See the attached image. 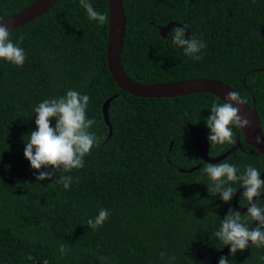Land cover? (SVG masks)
<instances>
[{
  "label": "trees",
  "instance_id": "trees-1",
  "mask_svg": "<svg viewBox=\"0 0 264 264\" xmlns=\"http://www.w3.org/2000/svg\"><path fill=\"white\" fill-rule=\"evenodd\" d=\"M33 1L0 0V19ZM89 2L107 14L103 26L88 17L80 0H58L11 31L13 42L24 37L23 66L0 60V264H211L225 247L215 232L234 207L233 200L225 203L209 194L197 138H208L210 108L223 100L211 93L144 98L122 90L107 62L108 0ZM123 6L121 62L133 79L226 82L249 105L255 99L264 134V0H123ZM170 21L207 45L199 61L172 43V30L162 37L160 27ZM69 89L90 97L87 118L97 123L89 130L100 137L99 146L85 156L84 168L37 182L38 170L24 156L27 135L36 129L35 107ZM114 95L109 138L103 104ZM191 126L200 132L193 134ZM233 131L241 146L221 161L241 172L252 165L262 174L264 154L245 142L241 129ZM236 144H210L209 155ZM199 163V169L181 171ZM65 175L79 183L74 180L67 190L52 184ZM240 198L239 205L247 206ZM259 204L264 207V198ZM101 208L110 216L94 231L86 221ZM61 244L68 249L63 256ZM161 252L176 259L162 260ZM229 259L264 264V247L250 244Z\"/></svg>",
  "mask_w": 264,
  "mask_h": 264
},
{
  "label": "clouds",
  "instance_id": "clouds-1",
  "mask_svg": "<svg viewBox=\"0 0 264 264\" xmlns=\"http://www.w3.org/2000/svg\"><path fill=\"white\" fill-rule=\"evenodd\" d=\"M80 6L86 10L91 20L97 21L101 26L107 22V14L96 11L89 0H80ZM186 29L174 27L170 33L172 43L182 48L185 55L199 61L202 58V50L207 45L195 36L186 38ZM10 37V29L0 20V60L23 66L26 54L24 48L19 45L23 43L24 37L21 36L18 43L13 42ZM89 101L88 95L69 89L66 95L45 99L35 107L36 129L27 135V142L24 141V156L31 167L38 170L35 175L37 182L51 180L57 172L70 173L73 169L84 168L85 156L90 154L94 147L99 146L100 137L89 130L97 123L95 118H87ZM245 104L246 99L238 91H229L222 103L212 104L211 115L205 121L210 129L208 140L211 145L236 144L233 127L244 129L250 126V120L241 116V108L238 107ZM53 120L55 126L52 124ZM256 142L264 143V139L258 136ZM200 171L206 173L211 181L207 186L212 196L219 195L223 202L230 203L238 191L232 184L239 183V189H244L240 199L247 201L245 213L230 207L221 220L219 230L215 232V236L225 247L231 246L229 256H221L218 264H231L229 257H235L238 251L248 249L250 244L256 248L264 247V207L259 204L261 194L264 193V180L261 179L260 171L252 165H247L241 172L235 164L227 160L219 163L204 162ZM74 180L79 183L78 177L59 176L52 184H62L67 190ZM109 216V210L101 208L96 217L86 221L87 226L95 231L103 226ZM249 221L259 223L253 228L249 226ZM67 250L65 244L60 245L62 256ZM166 256L167 253H160L162 260ZM27 259L32 260L33 257L29 255ZM167 259L171 262L176 258L167 256ZM43 264L49 262L44 260Z\"/></svg>",
  "mask_w": 264,
  "mask_h": 264
},
{
  "label": "water",
  "instance_id": "water-1",
  "mask_svg": "<svg viewBox=\"0 0 264 264\" xmlns=\"http://www.w3.org/2000/svg\"><path fill=\"white\" fill-rule=\"evenodd\" d=\"M58 0H34L28 6L24 7L20 11L1 18L3 22L8 26L10 31L15 30L26 23H29L36 18L46 13ZM109 5V33L107 43V62L111 75L117 85L124 91L131 93L132 95L144 98H167L177 97L194 93H211L221 100H223L229 91H236L228 83L213 78H191L181 79L173 81H164L156 83H143L136 79H133L125 70L121 62V54L123 49V43L125 39L126 30V15L123 6V0H108ZM184 27L176 21H170L164 26L160 27V33L162 37H166L174 27ZM186 38L189 37V30L186 29ZM241 95V94H240ZM117 95L109 97L103 104V115L106 123L109 125L110 132L109 138L112 135V125L109 117V107ZM242 96V95H241ZM243 97V96H242ZM244 98V97H243ZM245 99V98H244ZM237 106V105H234ZM241 108V116L250 120V126L241 129L245 136V141L258 150L259 153L264 154V143L258 144L256 137L260 136L264 139V134L261 127V118L256 109L255 99H253L252 105L247 104L238 106ZM193 134L198 133V129L191 127ZM108 138V139H109ZM241 143H238L222 154L211 157L209 155L210 142L206 136H200L197 139V148L201 159L209 163H217L225 159L228 155L232 154ZM202 163L189 168L181 169V171L192 172L199 169ZM261 179H264V172L261 174ZM244 189H238L236 196L233 198V207L241 212L247 211V206L239 205V198L241 197ZM261 198H264V193L261 194ZM255 223V222H254ZM253 223L255 228L259 222ZM231 246H226L219 250L213 257L211 264H218L220 257L230 250Z\"/></svg>",
  "mask_w": 264,
  "mask_h": 264
},
{
  "label": "flooded vegetation",
  "instance_id": "flooded-vegetation-1",
  "mask_svg": "<svg viewBox=\"0 0 264 264\" xmlns=\"http://www.w3.org/2000/svg\"><path fill=\"white\" fill-rule=\"evenodd\" d=\"M191 127H193V126H191ZM196 129H198V128H196ZM198 131L200 132V130H199V129H198ZM199 132H198V133H199ZM198 133H196V134H198ZM242 133H243V132H242ZM243 135H244V134H243ZM199 137H200V136H199ZM197 139H198V138H197ZM237 142H238V141H237ZM245 142H246V141H245Z\"/></svg>",
  "mask_w": 264,
  "mask_h": 264
}]
</instances>
